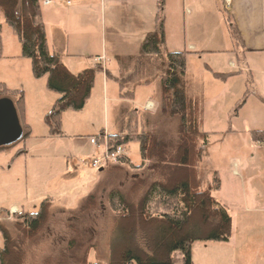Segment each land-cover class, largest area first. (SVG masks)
I'll use <instances>...</instances> for the list:
<instances>
[{"label":"rangeland","instance_id":"obj_1","mask_svg":"<svg viewBox=\"0 0 264 264\" xmlns=\"http://www.w3.org/2000/svg\"><path fill=\"white\" fill-rule=\"evenodd\" d=\"M182 23L183 26L189 23L188 27L191 29L192 19L184 21L181 18L179 24L182 26ZM0 24L2 50L5 47L10 54H20L19 41L4 22L1 13ZM87 35L94 47L95 43H100V33L89 32ZM199 47L198 49L217 51L203 58L196 54L193 57L186 56L187 75L205 92L203 131L217 132L208 134L203 164L218 174L220 189L213 195L228 210L232 219V234L237 238H240L241 234H254L252 249L259 251L263 256L264 145H255L246 131L264 130V80L257 78L255 85L245 89V77L238 76L229 82V92H222L220 89L222 83L211 76L213 72L211 68L220 72L229 71L226 70L227 63L224 57L226 54L219 52L224 46L217 44L210 48ZM186 50L185 46H182L179 51ZM91 59L94 58L87 54L70 57L69 63L73 74L83 69H91L97 76L84 109L77 112L67 110L62 114L60 136H50L45 124V116L59 96L47 89V78L35 79L32 76L30 61L21 58L20 55L16 59L1 61L0 81L6 80V85L12 89L11 91L17 90L23 94L25 122L31 128V135L0 152V223L15 235L12 228L13 213L35 212L47 197L53 204L50 223L46 229L37 239L25 245L27 264H43L47 259H50V264H57L56 261L60 258L71 264L65 250L71 236L67 226L72 223L77 226L81 238L75 254L80 255L88 246H94L88 252L89 263L108 264L110 214L104 195L112 189L127 190L137 177L152 180L151 173L147 171L142 174L125 166L121 171L106 169L99 172L100 168L92 169L88 164L81 162L83 159L89 163L104 151L103 144H99L98 147L90 144L91 135L100 132L116 134L119 125L125 123L121 121L127 118L120 112L125 104L118 98L116 84L109 81L108 101L105 103L101 68L95 65L92 68H83L91 65ZM206 64L211 67L208 66L210 71L206 69ZM13 66L17 68L10 73ZM110 67L115 75L117 64L112 61ZM113 74L111 75L114 76ZM151 91V88H139L136 91V102L143 103L149 100ZM14 98L16 100V97ZM125 103V107L130 111L141 112L137 103L135 105H131L130 101ZM157 114V111H154L147 116L155 119L158 117ZM135 118L136 123L140 125L139 116ZM161 120L158 123L159 134L162 137L174 134L176 121L168 118ZM229 129L236 133L229 135L226 133ZM122 147L133 165L141 163L137 143H129ZM19 150L24 151V154L15 157ZM250 155L254 157L252 160L248 159ZM211 180L210 176L209 181ZM97 188H103V191L98 192L103 211L74 218L71 212H74ZM227 246L223 242L194 243L191 246L192 264H205V255L211 250L217 253L221 249L220 252L225 257L228 252ZM2 248L3 239L0 233V249ZM173 262L183 264L180 252L174 253ZM259 263L264 264V258Z\"/></svg>","mask_w":264,"mask_h":264},{"label":"trees","instance_id":"obj_2","mask_svg":"<svg viewBox=\"0 0 264 264\" xmlns=\"http://www.w3.org/2000/svg\"><path fill=\"white\" fill-rule=\"evenodd\" d=\"M158 4L161 9L163 0ZM222 11L235 45L241 44L240 34L227 9ZM0 13L19 41L20 57L30 61L32 76L35 79L46 77L47 89L60 96L45 116L50 136H60L62 114L67 110L84 109L94 86L95 73L88 69L74 75L58 54L49 52L40 0H0ZM1 29L0 24V33ZM164 42L163 19L158 14L154 30L142 43L138 60H117L120 75L114 80L124 99L134 97L136 86L150 85L159 77L158 117L146 119V130L138 131L134 126L135 118L130 115L124 135L107 136L109 147L137 143L142 164L133 166L126 156L115 164H106L103 171H117L127 166L133 171L144 169L152 176V180H133L127 190L112 189L104 195L110 214L108 264H174L175 252L181 253L183 264H192L191 246L194 243L228 242L232 233L228 210L213 195L220 189L218 174L203 164L209 136L202 130L203 100L190 96L187 91L186 56L189 53H165ZM2 51L0 42V60ZM231 75L211 72V76L221 82ZM9 98L15 100L22 130L21 139L15 143L18 144L31 135L25 123L23 95L0 84V100ZM167 118L176 121L175 132L162 137L158 123ZM94 137L101 140L104 134ZM252 138L264 142V133H252ZM13 145L0 147V152ZM22 154L24 151L19 150L15 157ZM52 205L47 197L35 212L14 213L12 228L15 235L0 223L3 239L0 264H27L25 245L46 229ZM102 208L98 193L93 192L71 215L78 218L103 211ZM67 227L71 234L65 250L68 261L71 264H99L88 260V252L94 246H88L80 255L75 254L81 241L80 234L75 224ZM56 262L67 264L64 258ZM50 263V259L43 262Z\"/></svg>","mask_w":264,"mask_h":264},{"label":"crops","instance_id":"obj_3","mask_svg":"<svg viewBox=\"0 0 264 264\" xmlns=\"http://www.w3.org/2000/svg\"><path fill=\"white\" fill-rule=\"evenodd\" d=\"M41 1L42 0H40V12L49 52L51 54H58L64 66L72 74L73 71L69 63L70 57H79L87 54L89 57L94 58L90 60L91 65L84 66L83 68H92L94 65L97 68H101L104 94L103 100L105 103L108 101L109 81H113L116 84L118 98L125 106L126 101L132 102L131 105L137 103L136 91L139 88L146 87L152 90L149 100L143 103H137L141 108V112L138 110L130 111L125 106L120 110V112H123L122 116H126L127 118L121 121H125V123L119 125L118 133L109 134L100 132L99 134L103 133L105 136L124 135L127 132V120L130 115H133L134 118L135 116H139L140 125L136 123V118L134 123L138 131L146 130L144 122L149 118L147 115L158 109V99L156 96L159 77L150 85L136 86L132 99H124L121 97L119 86L114 80V78L120 75L118 58L125 59L128 62L138 60L137 57H139L142 43L146 35L154 30L155 18L158 14L163 17L165 38L163 50L165 53L182 52L179 50L182 46H185L187 50L184 52L189 53L187 57H193L196 54L200 56V58H203L207 54L213 55V53H217V51L213 49H198L200 48L199 46H204L206 48H210L212 45L215 46L217 44L224 46L219 52L226 54V56H224L226 57L227 63L226 70L229 71H215L209 65H205L207 67L209 66L213 73L232 74L225 82L218 81L222 83L220 87L222 92H229V82L237 79L238 76L245 77V89L248 88V86L255 85L257 78L264 80V0H232L231 6L228 8L227 12L240 34L241 44L239 45H235L230 35L228 25L225 22L224 13L222 11V0H163L161 9L158 6L159 0H68L69 4L64 0H52L49 5H43ZM181 18L184 21L185 19H192L191 29L188 27L189 23H186L184 26V22L182 26L179 24ZM194 26H197V28L195 29ZM89 32L101 34L100 43H95V47L93 46V42L86 37L89 36L87 35ZM7 51L8 50L4 47L0 65L1 61L16 59V57L20 55L19 53L10 54ZM112 61L117 64V73L115 75L112 73L111 67L109 68ZM16 68L17 67L14 66L12 70L10 68V73H13ZM84 70L88 69H83L79 73ZM106 74L109 75V78L106 77ZM26 76H28V72H26ZM96 76L94 84L96 82ZM0 84L6 85V80L0 81ZM187 91L190 96H198L203 100V130L205 119V92L202 91L188 75ZM59 97L60 96H58L56 100L59 99ZM12 100L13 99L10 101L13 103L15 100ZM26 125L28 124L26 123ZM246 132L249 139L255 145H264V142L255 141L252 138V133H264V130L249 129ZM205 133L215 134L217 132ZM226 133L231 135L236 133V131L229 129ZM99 134L94 133L91 137ZM253 158V155L248 156L250 160ZM141 164L142 160L140 164L132 165L140 166ZM124 168L125 166L121 167V169ZM121 169L119 168L116 170L121 171ZM101 172H104L103 169ZM135 172L144 174L146 171L140 169ZM102 189L103 188H97L94 192L98 193L99 190ZM14 210L13 208L12 211ZM253 235L254 234H241V237L237 238V236L231 233L229 241L223 242L228 245L226 256L224 257V255H222L220 252L221 249L217 253L211 250L205 255L204 263L260 264L259 262L261 259L263 260L264 255L262 256L259 251L257 252L255 249H252V245L255 241Z\"/></svg>","mask_w":264,"mask_h":264},{"label":"water","instance_id":"obj_4","mask_svg":"<svg viewBox=\"0 0 264 264\" xmlns=\"http://www.w3.org/2000/svg\"><path fill=\"white\" fill-rule=\"evenodd\" d=\"M21 137L22 130L14 104L8 99H1L0 147L13 145L18 142ZM101 171L102 169H99V172Z\"/></svg>","mask_w":264,"mask_h":264},{"label":"built area","instance_id":"obj_5","mask_svg":"<svg viewBox=\"0 0 264 264\" xmlns=\"http://www.w3.org/2000/svg\"><path fill=\"white\" fill-rule=\"evenodd\" d=\"M67 4H69L68 0H65ZM52 2V0H42L41 3L43 5H49ZM232 0H222V5L224 9H228L231 6ZM90 144L94 147H98L99 144L104 145V151L103 153L97 157L96 159L90 161L89 163L85 160H81L83 164H88L89 167L92 169H98L102 168L108 163H117L121 159L126 157V152L122 146H116V147H109L108 146V140L107 136L104 135V137L98 139L97 137H91L90 138Z\"/></svg>","mask_w":264,"mask_h":264}]
</instances>
